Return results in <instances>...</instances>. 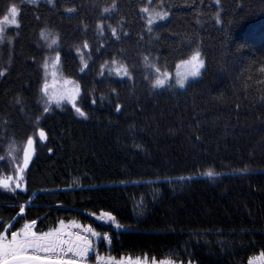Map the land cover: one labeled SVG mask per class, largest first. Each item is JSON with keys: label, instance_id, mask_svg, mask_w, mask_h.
I'll return each mask as SVG.
<instances>
[{"label": "trees", "instance_id": "1", "mask_svg": "<svg viewBox=\"0 0 264 264\" xmlns=\"http://www.w3.org/2000/svg\"><path fill=\"white\" fill-rule=\"evenodd\" d=\"M12 5L0 233L77 222L109 234L98 253L114 259H264V0H0V19ZM196 52L202 71L176 86ZM51 69L65 89L45 95ZM165 72L170 82L153 87Z\"/></svg>", "mask_w": 264, "mask_h": 264}, {"label": "snow or ice", "instance_id": "2", "mask_svg": "<svg viewBox=\"0 0 264 264\" xmlns=\"http://www.w3.org/2000/svg\"><path fill=\"white\" fill-rule=\"evenodd\" d=\"M29 2L35 3L36 0H29ZM49 2H51V0H49ZM104 11L108 12L109 9L106 8ZM142 11L147 12L148 9H142ZM18 15H19L18 8L15 5H12L8 9V14L3 15L2 19H0V42H3V39H4L3 33L5 32L6 27L8 25H15L16 27H19V23L17 20ZM157 15H159V13H157ZM160 18L163 19V16H161ZM149 23H151V20L149 21ZM112 31H113V34L115 35V29H113ZM42 38H45L43 33H42ZM54 44H56L55 39L51 41V44L49 45V47H51ZM85 47H87L86 44H85ZM199 56H200V53L196 52L194 55L191 56L190 60L183 62L185 64L191 65V71L189 73V75L191 76H197L199 74L200 68L203 66V61L199 60ZM57 60H58V56H57ZM145 60L147 61V57L145 58ZM45 68L47 69V62L45 63ZM157 71L159 70L157 69ZM123 72H124V75L126 76L128 75L126 68L123 69ZM2 75H4V73L0 72V76ZM167 76H168V73L165 72L164 78H157L153 84V87H162L165 84V78H167ZM176 83L181 88H183L185 80L177 79ZM42 92L45 95H48L47 82L44 84L42 88ZM57 104H59V100H57ZM45 111H47V108H45ZM76 111L77 113H79V115L84 116V113L78 107L76 108ZM39 136L41 139L46 138L45 133L42 130L39 131ZM33 143L34 141L30 137L27 140V146L24 149L25 164L27 163L29 150L31 149ZM204 175L208 177H213L215 174L211 170H209L206 173H204ZM0 183H3V182H0ZM21 212H23V208H21ZM48 235L50 234H42L41 236L37 237L34 232H31V225L24 226V233H23L22 238H20L21 233L14 232L12 233L11 241H8V242H5L6 236L0 233V264H55L53 260L51 259L45 260L41 258L39 255H36L35 257H29L27 255V252L29 250H34L36 252H39L41 249H43L44 251H54L58 245L56 244L55 241L46 239V236ZM68 251H72V249L69 248ZM87 251H88V248L85 247L80 254L82 255L83 253H86ZM167 264H171V262H167ZM249 264H253V261L250 260Z\"/></svg>", "mask_w": 264, "mask_h": 264}, {"label": "rangeland", "instance_id": "3", "mask_svg": "<svg viewBox=\"0 0 264 264\" xmlns=\"http://www.w3.org/2000/svg\"><path fill=\"white\" fill-rule=\"evenodd\" d=\"M188 60H190V59H188ZM199 60H200V58H199ZM197 62H199V61H197ZM202 68H203V66L200 68L199 74L202 71ZM190 71H191V65L185 64L183 62L181 64H179V67H177V69L173 75L175 78V82L177 81V79H184L185 83H186L187 81L192 80L199 75L198 74L197 76H191V75H189ZM58 80L59 79H57L55 71L53 69H51L49 72L48 82H47L48 93L53 92L55 90V92H53V93L56 94V93L61 92L65 89V86H62ZM170 80H171L170 76H167V78H165V84H166V82H170ZM57 85H61V86H57ZM64 85H67V84H64ZM176 86L180 87L177 83H176ZM29 152H30V150H29ZM0 182H3L0 184H3V185L6 184L7 185L10 182V179L0 180ZM94 216H96V215H94ZM88 217L91 219V221L94 224L104 228L107 231L123 232L126 230L123 227L117 226L111 220H109L108 218H106L104 216H96V217L101 218L100 220H97L96 217H90V216H88ZM63 224L64 223H61V225H63ZM80 227H86V226L81 225V224L76 222V226H73V227L65 230L66 234H65V236L60 238L61 240H60L59 247L62 245V241L64 240L65 237L71 238V231L73 229L80 228ZM87 227L89 228V231H90L89 232L90 240L88 242L82 243V241L77 239V238L76 239L71 238V240L73 242V244H72L73 250L76 253H78L81 257H83V259H88L89 263L91 262L90 264H124L125 263L126 256L121 257L119 259L116 258V260H115V259H113V257L106 256L104 254L105 252H103V251H102L103 253H98L99 249H101V248L105 249L106 245L102 246L103 245L102 243L107 244L110 236H109V234H105L103 232L97 231L90 226H87ZM31 232H34L33 231V225H31ZM23 233L24 232L21 233V236H23ZM85 247L88 248V251L81 255L80 253L83 251V249ZM29 251H31V250H29ZM145 261H147L148 264H167V262H171L168 259H162L160 261L159 260L156 261V260L145 259ZM132 262H133V259L131 258L130 263H128V264H132ZM171 264H175V263L171 262Z\"/></svg>", "mask_w": 264, "mask_h": 264}, {"label": "built area", "instance_id": "4", "mask_svg": "<svg viewBox=\"0 0 264 264\" xmlns=\"http://www.w3.org/2000/svg\"><path fill=\"white\" fill-rule=\"evenodd\" d=\"M87 227V226H86ZM80 227L73 229L71 231V238L73 239H79L82 241V243H86L90 240V234H89V228L87 227ZM70 237H65L62 241V245L60 247H57L54 251H44L43 249L39 252H36L34 250L28 251L27 255L29 257H35L36 255H39L41 258L47 260L51 259L54 262H57L59 264H90L88 259H83L78 253H76L73 250V242ZM71 248L72 251H68V249ZM133 259L132 264H148L147 261H145V258L137 256L135 258L126 256V261L124 264L130 263V259ZM114 261V260H113ZM253 261V260H252ZM249 264V263H248ZM253 264H264V259L260 261H253Z\"/></svg>", "mask_w": 264, "mask_h": 264}, {"label": "crops", "instance_id": "5", "mask_svg": "<svg viewBox=\"0 0 264 264\" xmlns=\"http://www.w3.org/2000/svg\"><path fill=\"white\" fill-rule=\"evenodd\" d=\"M73 226H76V222L64 223L63 225H61V223H59V225L57 226L56 229H54L50 232L44 233V234H50V235L46 236V239L55 241L56 244L59 246L60 240H61L60 238L65 236V234H66L65 230H67L68 228H71ZM12 233H14V232H11L9 234H6V233L4 234L6 236L5 242L11 241ZM41 235L42 234H36L37 237H39ZM22 237L23 236H21L20 238H22ZM254 260H261V258H254Z\"/></svg>", "mask_w": 264, "mask_h": 264}, {"label": "bare ground", "instance_id": "6", "mask_svg": "<svg viewBox=\"0 0 264 264\" xmlns=\"http://www.w3.org/2000/svg\"><path fill=\"white\" fill-rule=\"evenodd\" d=\"M88 216H90V217H96V216H94V215H92V214H88ZM96 219H97V220H100L101 218L96 217Z\"/></svg>", "mask_w": 264, "mask_h": 264}, {"label": "water", "instance_id": "7", "mask_svg": "<svg viewBox=\"0 0 264 264\" xmlns=\"http://www.w3.org/2000/svg\"><path fill=\"white\" fill-rule=\"evenodd\" d=\"M55 264H59V263H56V262H55Z\"/></svg>", "mask_w": 264, "mask_h": 264}]
</instances>
